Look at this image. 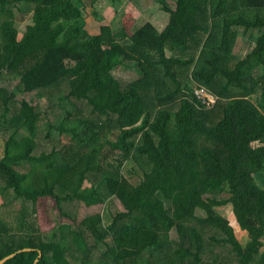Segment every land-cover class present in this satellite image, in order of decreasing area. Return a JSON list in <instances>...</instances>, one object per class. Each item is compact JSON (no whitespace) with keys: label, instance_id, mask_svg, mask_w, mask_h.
<instances>
[{"label":"trees","instance_id":"16d2710c","mask_svg":"<svg viewBox=\"0 0 264 264\" xmlns=\"http://www.w3.org/2000/svg\"><path fill=\"white\" fill-rule=\"evenodd\" d=\"M96 2L0 0V82L14 85L0 87V260L264 264V0H174L165 31L146 24L126 46ZM240 31L257 34L245 57ZM45 199L78 229L42 230Z\"/></svg>","mask_w":264,"mask_h":264},{"label":"rangeland","instance_id":"374dc122","mask_svg":"<svg viewBox=\"0 0 264 264\" xmlns=\"http://www.w3.org/2000/svg\"><path fill=\"white\" fill-rule=\"evenodd\" d=\"M102 1H106V4L112 5L113 7H115L116 2L115 1H109V0H102ZM167 2H170V6H173L172 1L173 0H165ZM165 3L160 4L159 6H164ZM158 6V8H159ZM169 6V8H170ZM168 7V6H167ZM91 13V11H90ZM97 18H99V16H97ZM17 21H19V18H17ZM93 18L91 17V20ZM101 19V18H100ZM169 20V17H167V22ZM28 23V21L26 23H22V21H19V25L21 28V31L24 30L25 25ZM242 31L239 32L238 38H239V55L241 57H245L247 53L251 52L254 45H255V38L257 37V34H250V35H243V37H241L240 33ZM22 36V35H21ZM116 39L118 41H122L123 40V45L126 44L124 38L120 35L116 36ZM121 45V44H119ZM114 76L122 83L125 82H130L132 80H134V78L136 77V74L133 71H130L129 69H126L124 67H118L114 70L113 72ZM189 74V73H188ZM187 74V75H188ZM190 76V74H189ZM0 87H5L7 88L8 91H12V88L14 87L13 84H10L9 86H4L3 83L0 82ZM11 98L14 99L16 102L23 103V99L20 98L19 96L15 95L14 93H12ZM2 133H0V159L3 157V153H4V142H5V137L1 136ZM66 141L69 139H65ZM130 165V162L126 163L124 165V167L122 168V172L123 174H126V168ZM255 179L257 181V183L262 186L264 188V174H257L255 175ZM131 182L133 184H138L139 180H141V178H136V177H132ZM0 204H2V199L0 198ZM224 210V211H223ZM120 211V207L118 205V203L114 200V199H109L107 200L106 204L103 206L102 208V215L104 218V222L109 223L111 222L112 217ZM222 214H226L227 216H230V209L226 208V209H221ZM37 221H38V225L39 227H41L42 230L47 231L49 230L52 225L57 222L60 221L61 225L63 226V231L65 235H69V232H67L68 229L74 228V229H78L77 227H75V225L67 220V219H61L59 214L57 213V211L55 210V208L53 207V202L49 199H45L43 201L42 204L39 205L38 210H37ZM209 232V231H208ZM174 236V235H173ZM172 236V237H173ZM71 243H73V245L75 247H79L81 249L85 248V243L81 238H78L76 236H71ZM242 243L243 245L248 241V236L246 233H243L242 235ZM100 249H104L103 246L99 245Z\"/></svg>","mask_w":264,"mask_h":264},{"label":"crops","instance_id":"0c3cea01","mask_svg":"<svg viewBox=\"0 0 264 264\" xmlns=\"http://www.w3.org/2000/svg\"><path fill=\"white\" fill-rule=\"evenodd\" d=\"M89 1V0H84ZM111 1V0H109ZM116 2L115 7L107 5L106 1L97 0L94 4V9L98 12V23L103 22L109 29L114 37L117 35L133 36L140 28L146 24H152L153 27L162 33L165 31L169 24L170 16L159 6L165 3V7L170 6V2L165 0H113ZM174 0L172 1V3ZM159 6V8H158ZM175 4L170 6L174 9ZM167 17L169 20L167 22ZM101 18V19H100ZM126 44L123 45V40L118 41L117 44L126 46L128 39H125ZM190 79V77H189ZM188 79V80H189Z\"/></svg>","mask_w":264,"mask_h":264},{"label":"built area","instance_id":"2783aa9c","mask_svg":"<svg viewBox=\"0 0 264 264\" xmlns=\"http://www.w3.org/2000/svg\"><path fill=\"white\" fill-rule=\"evenodd\" d=\"M195 94L198 100L202 102L207 108L214 107L219 97L212 94L207 88L200 86L195 90Z\"/></svg>","mask_w":264,"mask_h":264},{"label":"water","instance_id":"95a60500","mask_svg":"<svg viewBox=\"0 0 264 264\" xmlns=\"http://www.w3.org/2000/svg\"><path fill=\"white\" fill-rule=\"evenodd\" d=\"M30 251H32V249H30V248L19 250V251L15 252V253L10 254L9 256L3 258L2 260H0V264L6 263L8 260H10L11 258H13L14 256H16L17 254H19L21 252H30ZM41 255H42V253L39 252V257L35 260L34 264H37V262L41 258Z\"/></svg>","mask_w":264,"mask_h":264}]
</instances>
